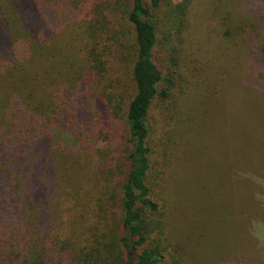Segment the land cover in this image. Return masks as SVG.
<instances>
[{
  "label": "trees",
  "instance_id": "16d2710c",
  "mask_svg": "<svg viewBox=\"0 0 264 264\" xmlns=\"http://www.w3.org/2000/svg\"><path fill=\"white\" fill-rule=\"evenodd\" d=\"M211 1L218 52L225 56L224 50L231 47L264 65V0H218V5ZM192 3L128 0L116 29V10L108 16L90 0H0V264H80L81 258L89 264H169L156 237L163 233L166 209L152 192L161 183L152 166L155 131L150 114L156 106L163 108L167 156L190 141L199 121L195 106L197 116L192 117L189 109L183 111L186 103L177 99L179 93L199 88L184 78L174 44L187 45ZM123 25L132 30V44L126 43L134 55V92L125 113L120 195L112 197L116 219L109 239L95 233V242L82 255L73 242L80 232L59 243L53 238L52 203L60 166L69 167L64 177L73 169L67 159L74 148L68 141L78 133V118L90 119V107L80 92L90 91L94 79L107 71L113 58L110 48L114 43L121 48L117 30ZM162 51L167 53L164 71L155 61ZM180 81L192 88L176 90ZM261 82L259 98L264 96V78ZM98 108L104 105L100 102ZM100 134L98 130L92 136ZM60 137L66 141L59 142ZM83 236L88 241L89 236ZM182 253L181 248L173 249L170 263L183 264Z\"/></svg>",
  "mask_w": 264,
  "mask_h": 264
},
{
  "label": "rangeland",
  "instance_id": "374dc122",
  "mask_svg": "<svg viewBox=\"0 0 264 264\" xmlns=\"http://www.w3.org/2000/svg\"><path fill=\"white\" fill-rule=\"evenodd\" d=\"M192 1L184 37L187 45L174 42L184 78L199 86L177 96L188 107H183L184 112L189 109L188 114L196 117L193 105L200 114L189 145L167 156L163 108L156 106L150 114L155 131L150 142L152 166L161 183L152 192L166 209L163 233L156 236L159 248L169 264V254L177 248L183 251V264H264V96L259 98L264 65L231 47L221 55L211 4ZM93 2L106 9L108 16L116 10L112 22L118 29L122 24L119 12L128 0H90ZM211 3L218 5V0ZM117 33L121 48L115 43L110 48L113 58L107 71L94 79L90 91L80 92L90 107V119L78 118V133L68 141L74 148L67 159L73 169L67 178L62 175L68 165L60 166L62 178L52 203L53 238L59 243L80 232L73 242L82 255L95 242V233L107 238L111 232L116 219L112 197L118 199L123 178L125 113L134 92L130 77L134 55L127 49L132 44L131 28L123 25ZM166 56L163 51L156 56L161 71ZM188 85L180 81L175 89ZM100 102L103 110L98 108ZM71 117L73 120L74 114ZM98 130L101 134L96 139L92 133ZM62 140L60 137L59 142ZM166 161H170L168 165ZM84 262L90 261L81 258L80 264Z\"/></svg>",
  "mask_w": 264,
  "mask_h": 264
}]
</instances>
